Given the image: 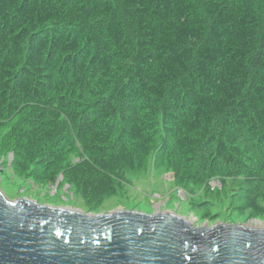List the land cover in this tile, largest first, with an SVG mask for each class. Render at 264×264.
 I'll use <instances>...</instances> for the list:
<instances>
[{
	"label": "trees",
	"instance_id": "trees-1",
	"mask_svg": "<svg viewBox=\"0 0 264 264\" xmlns=\"http://www.w3.org/2000/svg\"><path fill=\"white\" fill-rule=\"evenodd\" d=\"M7 110L16 155L49 161L48 180L62 174L88 204L117 193L120 165L143 169L136 158L161 152L173 168V126L187 151L203 135L232 165L228 130L264 144V0H0Z\"/></svg>",
	"mask_w": 264,
	"mask_h": 264
},
{
	"label": "rangeland",
	"instance_id": "rangeland-1",
	"mask_svg": "<svg viewBox=\"0 0 264 264\" xmlns=\"http://www.w3.org/2000/svg\"><path fill=\"white\" fill-rule=\"evenodd\" d=\"M200 12L207 21L202 4ZM125 24L132 26L129 19ZM56 71L51 62L48 66L42 64L38 73L50 84L48 77ZM57 99L58 96L54 102ZM20 111L21 116L31 114L30 109ZM12 116L10 110L0 114V192L9 201L28 199L39 205L92 215L113 211L170 213L190 219L195 227H247L254 223L255 229H264V144L247 130H228L225 142L234 155V162L229 165L210 158L202 144L208 138L203 135L199 138L204 141L187 151L180 141L181 129L173 126L169 132L164 131L166 139H162L171 151L173 168L166 164L157 166L161 152H154L147 162L136 158L133 164H140L143 169L120 165L115 172L120 184L117 193L88 204L62 174L55 182L48 180L44 169L49 161L26 160L16 155L10 146L19 138L5 139L19 121L10 119Z\"/></svg>",
	"mask_w": 264,
	"mask_h": 264
},
{
	"label": "water",
	"instance_id": "water-1",
	"mask_svg": "<svg viewBox=\"0 0 264 264\" xmlns=\"http://www.w3.org/2000/svg\"><path fill=\"white\" fill-rule=\"evenodd\" d=\"M0 264H264V229L170 213L86 214L0 192Z\"/></svg>",
	"mask_w": 264,
	"mask_h": 264
},
{
	"label": "bare ground",
	"instance_id": "bare-ground-1",
	"mask_svg": "<svg viewBox=\"0 0 264 264\" xmlns=\"http://www.w3.org/2000/svg\"><path fill=\"white\" fill-rule=\"evenodd\" d=\"M188 223L191 221L190 219H185ZM254 224V223H253ZM253 224L251 223V225L250 226H247V228H251V229H253L254 227H253ZM253 227V228H252ZM255 229V228H254Z\"/></svg>",
	"mask_w": 264,
	"mask_h": 264
}]
</instances>
